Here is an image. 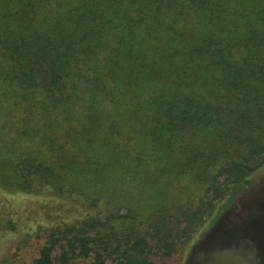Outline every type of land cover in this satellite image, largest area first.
<instances>
[{"label": "trees", "instance_id": "16d2710c", "mask_svg": "<svg viewBox=\"0 0 264 264\" xmlns=\"http://www.w3.org/2000/svg\"><path fill=\"white\" fill-rule=\"evenodd\" d=\"M262 167L264 0H0V180L60 199L32 264L170 257Z\"/></svg>", "mask_w": 264, "mask_h": 264}, {"label": "rangeland", "instance_id": "374dc122", "mask_svg": "<svg viewBox=\"0 0 264 264\" xmlns=\"http://www.w3.org/2000/svg\"><path fill=\"white\" fill-rule=\"evenodd\" d=\"M0 173L6 175V170L2 169ZM6 180H10L8 176ZM250 180L248 188L236 196L234 203L209 218L191 242L179 245L170 257L151 255L153 264H264V167L254 172ZM4 195H18L26 214L21 232L15 234L13 231L12 236L1 235L2 230L8 228L10 219L0 218V264H32L43 245V238L35 236L37 227L52 225L46 212L49 210V216L57 218L61 212L56 211L53 200L60 199L43 192L24 194L14 182L0 180V198ZM40 235L45 236L44 233ZM106 264L116 263L108 259Z\"/></svg>", "mask_w": 264, "mask_h": 264}]
</instances>
